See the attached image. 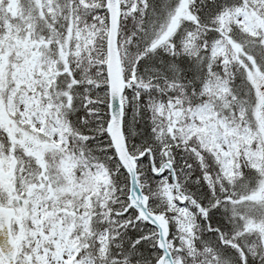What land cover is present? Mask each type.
<instances>
[{"label": "snow or ice", "instance_id": "1", "mask_svg": "<svg viewBox=\"0 0 264 264\" xmlns=\"http://www.w3.org/2000/svg\"><path fill=\"white\" fill-rule=\"evenodd\" d=\"M0 264H264V0H0Z\"/></svg>", "mask_w": 264, "mask_h": 264}]
</instances>
